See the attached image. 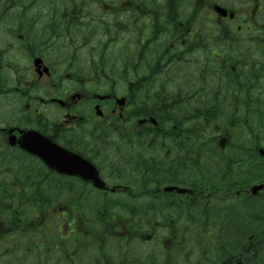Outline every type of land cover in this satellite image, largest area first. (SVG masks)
Listing matches in <instances>:
<instances>
[{
    "label": "flooded vegetation",
    "instance_id": "1",
    "mask_svg": "<svg viewBox=\"0 0 264 264\" xmlns=\"http://www.w3.org/2000/svg\"><path fill=\"white\" fill-rule=\"evenodd\" d=\"M262 104L264 0H0V264H264Z\"/></svg>",
    "mask_w": 264,
    "mask_h": 264
},
{
    "label": "trees",
    "instance_id": "2",
    "mask_svg": "<svg viewBox=\"0 0 264 264\" xmlns=\"http://www.w3.org/2000/svg\"><path fill=\"white\" fill-rule=\"evenodd\" d=\"M258 112L262 113V115H264V104L259 106ZM263 134H264V118H263ZM252 251V250H250ZM238 250H236L235 248H232V252L230 253V255L233 256H237ZM251 255L255 257L254 253L251 252Z\"/></svg>",
    "mask_w": 264,
    "mask_h": 264
},
{
    "label": "water",
    "instance_id": "3",
    "mask_svg": "<svg viewBox=\"0 0 264 264\" xmlns=\"http://www.w3.org/2000/svg\"><path fill=\"white\" fill-rule=\"evenodd\" d=\"M261 153L264 154L263 150H261ZM56 167H57L58 169H64L63 166L56 165Z\"/></svg>",
    "mask_w": 264,
    "mask_h": 264
}]
</instances>
